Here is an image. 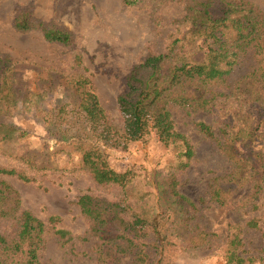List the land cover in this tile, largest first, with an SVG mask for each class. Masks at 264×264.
<instances>
[{
	"label": "trees",
	"instance_id": "1",
	"mask_svg": "<svg viewBox=\"0 0 264 264\" xmlns=\"http://www.w3.org/2000/svg\"><path fill=\"white\" fill-rule=\"evenodd\" d=\"M184 1L165 48L149 50L124 77L116 118L100 101L85 56L76 51L75 34L31 10H19L15 32H39L46 42L73 51L74 59L68 72L39 69L48 79L60 78L34 92V86L18 87L23 63L0 53V148L12 160L0 167V264H55L43 257L51 235L75 260L94 264H121L125 258L129 264H162L167 247L175 255L167 264L185 251L211 252L224 264H264V257L250 256L243 238L248 229L263 231L260 218L252 215L261 210L264 196V9L252 0H158L155 26L164 27L157 14L161 5ZM148 2L124 0V6ZM243 67L245 72L236 74ZM177 113L212 115L216 122L193 126L228 165L223 174L213 172L206 196L197 200L180 191L181 174L193 165L197 150L179 131ZM20 115L36 120L61 148L31 149L33 134L7 122ZM155 137L174 153L167 180L155 193L134 194L135 171L117 172L103 148H126ZM62 154L64 161L54 166ZM51 175L86 176L97 189L121 196L115 201L95 194L79 197L87 230L74 236L58 227V217L45 222L22 209L19 192L8 181L39 183ZM211 206L248 219L230 220L222 234L214 232L202 221ZM5 224L11 226L8 234L2 232Z\"/></svg>",
	"mask_w": 264,
	"mask_h": 264
},
{
	"label": "rangeland",
	"instance_id": "2",
	"mask_svg": "<svg viewBox=\"0 0 264 264\" xmlns=\"http://www.w3.org/2000/svg\"><path fill=\"white\" fill-rule=\"evenodd\" d=\"M143 6L128 8L124 0H0V53L8 55L13 60L23 63L19 71L24 73L19 78V89L33 87V91L50 85H55L60 76L53 74L48 79V72L39 73V69L68 72L73 61L71 50L50 44L39 32L19 34L13 29V21L19 10H31L43 21H53L76 36V51L85 56V66L89 76L97 87V93L104 108L109 114L118 117L116 101L124 90V77L137 63H140L149 50L161 52L165 48V38L174 30L171 21L179 18L183 12L185 1L180 3H164L158 9L162 17L161 29L153 22V9L158 0ZM264 9V0H252ZM37 64V66H33ZM245 67L238 69L239 76L245 72ZM41 75V76H40ZM55 75V76H54ZM51 76V75H50ZM42 78L44 80H42ZM52 81V82H51ZM52 110V105H47ZM53 111V110H52ZM52 113V112H51ZM175 120L181 133L191 138L196 147L195 162L181 174L180 191L194 200L206 196L209 179L213 172L223 174L228 170L225 159L220 155L216 145L204 140L197 133L193 122L212 123V115L198 113L191 118H185L177 113ZM7 122L14 124L23 131L33 134L28 142L31 149L44 150L46 147L60 145L49 139L47 132L36 120L20 115L9 118ZM217 127L218 124L214 123ZM103 151L110 165L119 173L128 170L135 171L131 187L134 194L140 192H157L159 185L167 180L168 167L174 158V153L166 148L158 138L146 143H130L126 148L104 147ZM12 160L0 148V167L9 165ZM64 155H59L52 161L54 166L62 164ZM49 176L39 183H25L16 178L8 179L18 190L22 209L32 212L37 218L48 222L52 217H58V227L71 232L74 236H82L87 230V222L77 206L78 198L85 194L99 195L109 201H115L121 196L117 190L106 191L97 189L92 180L86 176L64 177ZM7 180V179H6ZM132 193V196H135ZM261 210L252 216L260 218L263 231L248 229L243 238L245 249L251 255L264 257V196ZM248 219L235 214L215 209L204 211L202 221L208 229L223 233L228 221L246 223ZM11 226L5 224L2 232L10 233ZM174 251L167 247L162 264L174 259ZM45 260L55 264H94L93 259L75 258L69 248L60 246L51 235L48 237L47 248L43 253ZM130 258L122 260L121 264H129ZM175 264H224L214 253L185 251L178 255Z\"/></svg>",
	"mask_w": 264,
	"mask_h": 264
}]
</instances>
